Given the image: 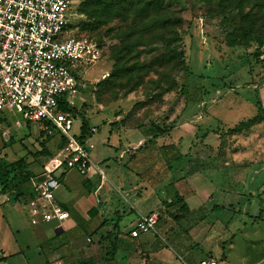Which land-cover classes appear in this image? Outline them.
<instances>
[{"label": "rangeland", "instance_id": "1", "mask_svg": "<svg viewBox=\"0 0 264 264\" xmlns=\"http://www.w3.org/2000/svg\"><path fill=\"white\" fill-rule=\"evenodd\" d=\"M80 1L71 0V34L94 38L103 50L98 61L79 71L85 83L80 95L84 112L88 123L96 126L88 143L91 160L100 163L107 177H118L123 189H127L133 184L136 169L140 171V163L135 168L117 162L116 148L104 143L109 139L111 144H116L117 133L115 130L110 133V127L138 128L150 134L151 123L172 126L168 133L143 147L144 155L140 159L144 163L152 160L153 170L149 174L155 182L167 176L161 182L167 188L157 196L133 200L119 188V183L106 180L99 192L110 198L107 203L110 210L104 217L113 215L114 209L124 205L126 214L120 222L123 228L127 219L135 216L130 205H136L138 211L157 209L160 198L169 196L171 202L162 201L169 209L161 214H165L184 242L193 244L198 255L206 257L210 244L218 242L226 250L224 264L226 261L253 263L254 256L264 253V0H246L240 9L231 0H164L166 7L181 17L179 31L186 69L172 71L173 86L161 96L162 87L153 88L148 81L156 79L152 72L144 75V84L131 91L120 87L103 91L97 87V82L107 78L113 66L110 48L116 41L111 38L112 32L105 30L117 21L100 31L84 30L83 24L91 21L80 13ZM242 12L259 16L257 32L247 38L240 37L241 33L234 28L240 26ZM229 32L238 34L235 44L227 43ZM140 50L141 59L148 61L163 51V45L156 43ZM2 114L0 156L5 160L25 156L38 168V163L59 152L57 134L44 140V152L36 153L42 140L37 124L28 122L18 126L15 120L20 116L16 112L4 110ZM79 124L77 118L72 132H78ZM236 126L240 127L237 132L228 131ZM10 135V143L4 146L3 140ZM163 140L177 142V150L186 156L178 162L171 161L174 149H161ZM205 170L209 174L193 181L192 187L185 180L178 186L172 183L178 173L192 176ZM80 180L81 176L72 172L67 181L74 186L69 190L63 185L64 190L78 194L82 190ZM179 192L185 197L194 193L195 204L201 207L192 219L182 220L177 226L187 214L175 196ZM197 194H202L204 199L194 197ZM259 211L261 219H255ZM193 220L200 223L187 235Z\"/></svg>", "mask_w": 264, "mask_h": 264}, {"label": "crops", "instance_id": "2", "mask_svg": "<svg viewBox=\"0 0 264 264\" xmlns=\"http://www.w3.org/2000/svg\"><path fill=\"white\" fill-rule=\"evenodd\" d=\"M108 123H110L109 120ZM88 125L91 126L89 123ZM112 130L117 133V139H114L116 144H111L109 139H106L104 143L116 148L117 162L135 168L140 163V171L136 169L133 184L127 189H123L124 186L120 180L118 181V177L117 179L113 176L107 177L105 174V178L101 180L93 168L88 174H82L76 169H67L63 165L50 162L51 157L43 161L39 160L41 162L36 164L38 166L36 168L30 159L23 156L26 170L33 174L29 181L21 185V190L25 194L16 196L18 188L1 189L0 186V264H145V262L148 264H195L199 262L208 264L210 259L216 260L217 264H224L220 249L223 243L213 242L210 244L208 255L200 256L196 253L193 244L189 241L184 242L179 232L175 230L176 228L172 227L173 224H169L171 222L167 221L165 214H161L169 209L165 203H162L163 199L166 203L171 202L169 196L160 198L157 209L138 211L135 208L136 205H130V211H134L135 216L127 219L123 228L120 227V222L122 216L126 214L124 205L114 209L113 215L104 217L110 210L107 205L110 198L105 193L101 195L99 192L106 180L119 183V188L124 190L127 197L137 200L149 195L157 196L164 192L167 187H164L161 182L168 179L167 176L157 182L152 179V174H149L153 170L152 160L150 159L149 163L148 160L145 163L140 161L141 156L144 155L143 151L137 152L132 158L130 157L135 148L150 137L147 131L143 132L142 129L126 126L110 127V133ZM129 132L132 134L130 135ZM133 134L136 136L133 137ZM121 139L125 141L121 142ZM88 141L90 143V139ZM162 145H174L176 149L179 147V144L174 140H163L160 147ZM128 150L130 151L129 155ZM88 152H90L89 145ZM45 167L52 169L51 175L59 177L60 185L53 191V197L69 213V217L60 226V231L57 230L59 226L49 221H42L41 218H38L37 222H33L29 211L24 207V200L32 195L34 184L42 177L46 178L50 175L45 171ZM74 171L81 176L79 183L82 185V190L78 194L68 193L63 188L64 185L70 190L74 186L67 181L69 175ZM183 171L187 172L185 169ZM206 171L192 176L178 173L172 183L178 186L185 180L192 187L193 181L200 176L205 178L204 174H209V171L208 173ZM178 194L182 195L181 192ZM193 195L194 193L186 197L182 195L183 202L186 203L187 214L179 220L177 226L181 225L182 220L186 222L188 219H192L193 214L200 209L201 205L195 204ZM194 197H199V200L204 199L202 194H197ZM190 199L193 204L189 202ZM150 211L159 213L156 231L142 233L136 237L130 236L128 232L133 227L135 220ZM197 222L200 223V221ZM195 223L196 220H193L187 235H190L189 231L198 224ZM221 241H225V239ZM107 251H111V253L105 259ZM262 254L254 256L253 263L248 264H264V253ZM226 264L233 263L226 261Z\"/></svg>", "mask_w": 264, "mask_h": 264}, {"label": "built area", "instance_id": "3", "mask_svg": "<svg viewBox=\"0 0 264 264\" xmlns=\"http://www.w3.org/2000/svg\"><path fill=\"white\" fill-rule=\"evenodd\" d=\"M70 7L71 0H0V117L4 110L13 111L20 116L16 125L35 122L42 138L57 134L65 142L49 161L82 174L93 168L103 180L100 163L89 156V136L79 139L81 117L74 113L83 103L79 71L98 61L103 50L96 39L71 34ZM45 171L50 175L34 184L24 207L33 222L41 218L60 227L69 213L53 197L59 177L51 175L52 169ZM158 220L157 211L140 215L128 234L155 232Z\"/></svg>", "mask_w": 264, "mask_h": 264}, {"label": "trees", "instance_id": "4", "mask_svg": "<svg viewBox=\"0 0 264 264\" xmlns=\"http://www.w3.org/2000/svg\"><path fill=\"white\" fill-rule=\"evenodd\" d=\"M224 0H218V2ZM240 7L246 0H231ZM79 11L84 14L90 23H84L82 28L90 31H100L104 26L107 27L106 33L112 32L111 38L116 42L110 48V59L113 60L112 69L107 78L97 82V87L103 91L112 90L115 87L133 90L145 83L144 75L152 72L156 75V79L148 80L153 88H160V96L172 88L174 77L172 71L185 70L184 64V46L182 44L179 27L181 25V17L173 10L166 7L164 0H81L79 3ZM234 19V18H233ZM240 26L234 27L240 32L242 38H247L257 30L255 25L259 19L256 14L248 12L240 13ZM238 34L228 33L227 43L235 44ZM159 43L163 45V51L145 61L141 59L140 47H149ZM257 54H260L257 50ZM164 85V86H162ZM101 90V91H102ZM74 113L81 117V127L79 139L82 140L86 136L91 135L90 126L87 123L83 103L80 108H74ZM0 122L1 119H0ZM239 126L229 128L230 132H237ZM150 137L147 138L142 145L135 148L130 157H134L143 147L151 143L155 139L168 133L171 125L150 124ZM41 137V134H39ZM51 136L41 137V148L36 153L44 152V140ZM12 139L10 135L7 140H3L4 146L9 144ZM65 142L63 138H59L58 144L62 146ZM174 149L171 161H180L186 156V153L179 152L174 145H162L161 149ZM26 162L23 156L7 161L0 156V186L1 189L18 188L16 196L24 195L22 184L29 181L32 173L26 170ZM168 167L170 165L168 164ZM20 190V191H19ZM177 201L183 202L182 195L176 193ZM218 206L217 204L214 205ZM261 219V211L255 217ZM111 248V246H109ZM264 251V247H263ZM111 253L107 251L106 257ZM261 255H263L261 253ZM222 259H227L225 247L222 246Z\"/></svg>", "mask_w": 264, "mask_h": 264}, {"label": "water", "instance_id": "5", "mask_svg": "<svg viewBox=\"0 0 264 264\" xmlns=\"http://www.w3.org/2000/svg\"><path fill=\"white\" fill-rule=\"evenodd\" d=\"M57 230H58V231H60V230H61V228H60V227H57Z\"/></svg>", "mask_w": 264, "mask_h": 264}]
</instances>
